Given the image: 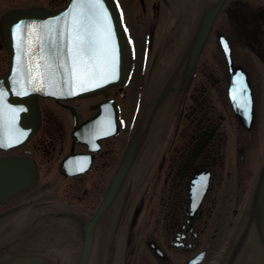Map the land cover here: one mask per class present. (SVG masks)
Returning a JSON list of instances; mask_svg holds the SVG:
<instances>
[{
  "label": "flooded vegetation",
  "instance_id": "flooded-vegetation-1",
  "mask_svg": "<svg viewBox=\"0 0 264 264\" xmlns=\"http://www.w3.org/2000/svg\"><path fill=\"white\" fill-rule=\"evenodd\" d=\"M28 1L0 0V77L9 62L3 18L28 8ZM68 1L36 0V7L56 9ZM176 1L118 0L133 53L127 86L80 99L40 98L36 134L0 150L5 172L14 165L18 173L16 183L26 182V166L37 175L10 199L0 193V264L21 255L80 264L85 249V264H223L228 258L264 164V0L226 2L157 155L135 161L127 180L112 187L140 119L143 90L161 64L160 39ZM245 84L251 121L233 98ZM47 228L41 243L38 232ZM242 252L233 264L244 262Z\"/></svg>",
  "mask_w": 264,
  "mask_h": 264
},
{
  "label": "water",
  "instance_id": "water-1",
  "mask_svg": "<svg viewBox=\"0 0 264 264\" xmlns=\"http://www.w3.org/2000/svg\"><path fill=\"white\" fill-rule=\"evenodd\" d=\"M226 1L221 0L219 6L211 8L203 6L202 0L175 2L167 22L171 26L176 24L177 28L171 30L170 26L161 36L160 47L164 48L161 64L148 78L140 119L134 127L113 190L117 180L125 182L161 112L185 89L216 14ZM2 38L10 57V69L0 78V93L3 94L0 96L1 149L26 143L37 132L41 122L40 96L56 99L95 96L124 85L129 77L131 49L116 0H104L103 6L89 0H70L65 7L53 11L42 8L13 10L3 18ZM185 55L186 60L183 59ZM249 105L248 115H251V101ZM5 166L4 161L0 162V193L15 195L16 190L33 185L36 173L30 172L31 166L25 167L28 170L23 176L26 182L22 183L15 181L18 173L14 165L7 173ZM254 219L260 242L259 264H264V165L246 208L243 227L227 256H232L231 261L226 258L223 264H233L238 259L237 251H243L241 256L245 258ZM87 256L85 249L81 264L86 263ZM244 258L240 257L239 261ZM7 264L52 263L36 255H21L8 260Z\"/></svg>",
  "mask_w": 264,
  "mask_h": 264
},
{
  "label": "bare ground",
  "instance_id": "bare-ground-1",
  "mask_svg": "<svg viewBox=\"0 0 264 264\" xmlns=\"http://www.w3.org/2000/svg\"><path fill=\"white\" fill-rule=\"evenodd\" d=\"M220 1L221 0H207L204 3V5L207 8L216 7V6H219ZM226 2L222 5L221 9L226 4ZM172 8H173V6L169 9V12H168L169 15L171 13ZM221 9H219L220 11H218L216 16L219 15V13L221 12ZM169 15H168V17H169ZM211 30H212V25H211ZM211 30L209 32V35L211 33ZM209 35L207 37V40L209 38ZM1 38H2V28H1ZM221 38L226 39L225 37H221ZM2 40H3V38H2ZM207 40H206V42H207ZM206 42H205V44H206ZM205 44L203 45L201 52L203 51ZM201 52H200V55H201ZM200 55H199V57H200ZM199 57H198V60H199ZM145 88H146V86H145ZM145 88L143 90V94H144ZM183 91H185V89ZM142 97H143V95H142ZM178 98L176 100H174L168 107H166L161 112L158 119L154 123L149 135L147 136L145 142L143 143L142 147L140 148L138 154L136 155L135 161H138V160L143 161V159L146 158L148 155H150V159L148 161L153 160L155 158V156L157 155V152L160 150V147L163 144L165 134H166V131H167L168 126H169V122L172 119V113L175 110L174 105H175V103H177ZM38 102H39V98H38ZM0 150L2 151L1 148H0ZM135 161L133 163V166L135 164ZM136 163L138 164L137 168L142 167L141 164L139 167V162H136ZM133 166H132L131 170L133 169ZM131 170H130V172H131ZM140 170H141V168H140ZM140 170H136V172L138 173ZM35 173H36V170H35ZM134 175H135V173H133V177H134ZM127 178H128V176H127ZM127 178H126V180H127ZM35 180H37V175H36ZM124 185L125 186H123L124 187L123 189L125 191L127 183H124ZM30 187H31V185H30ZM23 190H25V189H18V190H16V193L18 194V193L22 192ZM17 194H15V195H17ZM15 195L5 196L7 198H4V199H10V198L14 197ZM0 202H2V199H0ZM49 231H50V229H48V228L41 230L40 232H38L39 234H38L37 239H39L40 242L42 243L43 240L44 241L46 240ZM259 252H260V242H259L258 227H257L256 221L254 219L253 226H252V232H251L250 244L246 250V254H245V258H244L243 263L244 264H259Z\"/></svg>",
  "mask_w": 264,
  "mask_h": 264
},
{
  "label": "snow or ice",
  "instance_id": "snow-or-ice-1",
  "mask_svg": "<svg viewBox=\"0 0 264 264\" xmlns=\"http://www.w3.org/2000/svg\"><path fill=\"white\" fill-rule=\"evenodd\" d=\"M90 3H93L94 5H100L103 6L104 0H89ZM105 19H108V17H105ZM17 29L19 30V25H17ZM243 89L246 91L247 89V85H243ZM3 94L0 93V96H2ZM234 99H239V106L243 107L245 109V111H247L248 106L250 104V100L249 98L245 95L243 97H237L234 96Z\"/></svg>",
  "mask_w": 264,
  "mask_h": 264
},
{
  "label": "rangeland",
  "instance_id": "rangeland-1",
  "mask_svg": "<svg viewBox=\"0 0 264 264\" xmlns=\"http://www.w3.org/2000/svg\"><path fill=\"white\" fill-rule=\"evenodd\" d=\"M30 4H29V7L30 6H33V7H36L38 4L36 3V0H29L28 1Z\"/></svg>",
  "mask_w": 264,
  "mask_h": 264
}]
</instances>
